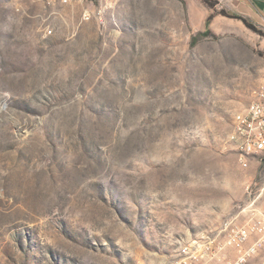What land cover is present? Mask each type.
Returning <instances> with one entry per match:
<instances>
[{"label":"rangeland","instance_id":"rangeland-1","mask_svg":"<svg viewBox=\"0 0 264 264\" xmlns=\"http://www.w3.org/2000/svg\"><path fill=\"white\" fill-rule=\"evenodd\" d=\"M87 5L0 0V264H177L264 210V156L228 140L261 38L192 45L183 0H119L105 28Z\"/></svg>","mask_w":264,"mask_h":264},{"label":"built area","instance_id":"built-area-1","mask_svg":"<svg viewBox=\"0 0 264 264\" xmlns=\"http://www.w3.org/2000/svg\"><path fill=\"white\" fill-rule=\"evenodd\" d=\"M62 5L86 2L83 20H95L101 28L109 21L117 26L119 0H35ZM228 140L237 151L240 164L248 166L254 157L264 156V85L258 100L235 113ZM177 264H264V210L256 197L238 214L215 228L196 233L182 242Z\"/></svg>","mask_w":264,"mask_h":264},{"label":"crops","instance_id":"crops-1","mask_svg":"<svg viewBox=\"0 0 264 264\" xmlns=\"http://www.w3.org/2000/svg\"><path fill=\"white\" fill-rule=\"evenodd\" d=\"M183 1L185 2V7H183V10L179 9L178 19L180 23L183 21V13L185 21L188 19L189 26L180 28L185 30V36L189 38L190 42H192L194 36L204 33L208 29L211 33L206 36H201L195 44L201 39L211 37L239 38L245 41L256 40L258 37L261 38V53L256 61L259 66V72L257 70L252 73L250 67L248 70L244 69V72L247 74L252 73L251 76L254 77L248 89L249 95L247 97L249 103L244 107L258 100V92L264 85V36L253 31L241 19L216 13L214 8H211L202 0ZM164 7L170 9L167 5ZM223 7L242 14L264 30V0H220L218 8ZM212 13H214V16L208 27L207 20Z\"/></svg>","mask_w":264,"mask_h":264},{"label":"trees","instance_id":"trees-1","mask_svg":"<svg viewBox=\"0 0 264 264\" xmlns=\"http://www.w3.org/2000/svg\"><path fill=\"white\" fill-rule=\"evenodd\" d=\"M204 1L208 6H210L211 8H214L215 9V12L216 13H221V14H224L226 16H229V17H233V18H238V19H241L243 20V22L249 27L251 28L253 31L261 34L264 36V30L262 28H260L258 25H256L253 21H251L249 18L243 16L242 14L238 13V12H235V11H231V10H228L226 8H218L219 4H220V0H202ZM214 16V13H212L208 20H207V26L209 27L210 23H211V20ZM211 33V31L208 29L207 31H205L204 33H200L198 34L197 36H194L192 38V42L191 44L194 45L196 43V41L201 37V36H206V35H209Z\"/></svg>","mask_w":264,"mask_h":264}]
</instances>
